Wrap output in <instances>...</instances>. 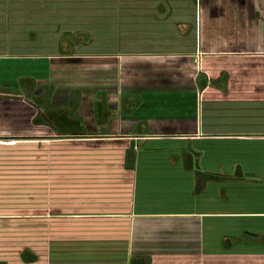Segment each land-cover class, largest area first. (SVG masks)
Here are the masks:
<instances>
[{"label":"crops","instance_id":"1","mask_svg":"<svg viewBox=\"0 0 264 264\" xmlns=\"http://www.w3.org/2000/svg\"><path fill=\"white\" fill-rule=\"evenodd\" d=\"M22 13L0 264H264V0H0ZM67 138L93 147L62 176Z\"/></svg>","mask_w":264,"mask_h":264},{"label":"rangeland","instance_id":"2","mask_svg":"<svg viewBox=\"0 0 264 264\" xmlns=\"http://www.w3.org/2000/svg\"><path fill=\"white\" fill-rule=\"evenodd\" d=\"M25 19V13L19 14L17 17L8 18L6 21L2 18L0 14V42L6 40H12L17 37H23L24 35H28L29 31L21 29V25ZM4 26H6V31H4ZM20 26V27H19ZM104 30L95 29L94 36L100 35ZM36 34L38 37L47 38V32L41 30L30 32ZM24 34V35H23ZM46 35V36H44ZM6 40V41H7ZM100 44H95L94 48L98 49ZM93 147L91 142H88L84 139H63L58 141L46 142V165H61L62 176H69L68 170L69 166L72 165H80L85 163V150ZM101 147V146H98ZM60 151V154H55V151ZM50 169H47V171ZM49 173H47L48 175ZM65 185V183H63ZM65 187V186H64Z\"/></svg>","mask_w":264,"mask_h":264},{"label":"trees","instance_id":"3","mask_svg":"<svg viewBox=\"0 0 264 264\" xmlns=\"http://www.w3.org/2000/svg\"><path fill=\"white\" fill-rule=\"evenodd\" d=\"M210 178H211V176H210Z\"/></svg>","mask_w":264,"mask_h":264}]
</instances>
